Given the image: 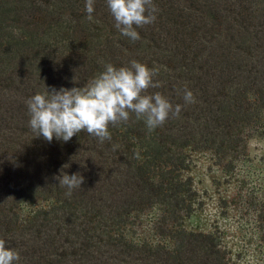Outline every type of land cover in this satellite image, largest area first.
Returning <instances> with one entry per match:
<instances>
[{
	"label": "trees",
	"instance_id": "16d2710c",
	"mask_svg": "<svg viewBox=\"0 0 264 264\" xmlns=\"http://www.w3.org/2000/svg\"><path fill=\"white\" fill-rule=\"evenodd\" d=\"M153 2L155 22L132 41L106 0L92 20L86 0H0V237L18 264H232L219 236L184 228L199 206L189 151L230 173L248 141L264 138V0ZM132 60L159 69L148 93L184 105L179 117L149 131L133 113L103 143L31 130L30 97ZM185 87L196 103L184 104ZM61 170L84 177L71 196Z\"/></svg>",
	"mask_w": 264,
	"mask_h": 264
},
{
	"label": "clouds",
	"instance_id": "9594fccd",
	"mask_svg": "<svg viewBox=\"0 0 264 264\" xmlns=\"http://www.w3.org/2000/svg\"><path fill=\"white\" fill-rule=\"evenodd\" d=\"M106 4L116 29L132 41L140 39L138 28L156 20L153 0H106ZM94 5L95 0H86L88 20L93 19ZM158 74V68H149L132 60L121 67L106 64L105 70L84 87L56 90L45 86L44 92H38L26 101L29 127L37 137L42 136L48 142L54 138L68 142L86 131L103 143L111 140L110 126L126 123L134 113L137 119H143L149 131L154 130L170 118L179 117L184 106L173 104L159 91L148 93L150 88L161 87V82L156 79ZM183 100L185 105L196 103L193 92L187 87L183 89ZM55 179L59 186L68 189V196L85 182L81 173L68 175L63 170ZM20 259L19 251L0 237V264H18Z\"/></svg>",
	"mask_w": 264,
	"mask_h": 264
},
{
	"label": "rangeland",
	"instance_id": "374dc122",
	"mask_svg": "<svg viewBox=\"0 0 264 264\" xmlns=\"http://www.w3.org/2000/svg\"><path fill=\"white\" fill-rule=\"evenodd\" d=\"M190 171L199 206L184 221L195 233H214L232 264H264L258 215L264 202V138L247 143L246 155L226 173L210 152L189 151Z\"/></svg>",
	"mask_w": 264,
	"mask_h": 264
}]
</instances>
